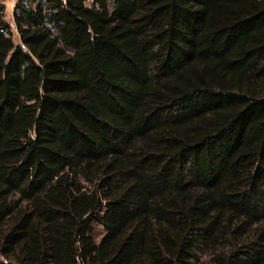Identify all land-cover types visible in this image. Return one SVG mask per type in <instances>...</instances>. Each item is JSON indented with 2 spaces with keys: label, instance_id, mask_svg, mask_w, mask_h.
Returning <instances> with one entry per match:
<instances>
[{
  "label": "trees",
  "instance_id": "trees-1",
  "mask_svg": "<svg viewBox=\"0 0 264 264\" xmlns=\"http://www.w3.org/2000/svg\"><path fill=\"white\" fill-rule=\"evenodd\" d=\"M0 3V264H264V0Z\"/></svg>",
  "mask_w": 264,
  "mask_h": 264
},
{
  "label": "rangeland",
  "instance_id": "rangeland-1",
  "mask_svg": "<svg viewBox=\"0 0 264 264\" xmlns=\"http://www.w3.org/2000/svg\"><path fill=\"white\" fill-rule=\"evenodd\" d=\"M18 0H0V3L4 6V19L10 26V33L13 43L17 45L19 43L18 35L13 25V9Z\"/></svg>",
  "mask_w": 264,
  "mask_h": 264
}]
</instances>
